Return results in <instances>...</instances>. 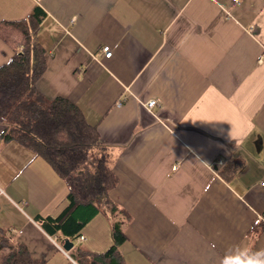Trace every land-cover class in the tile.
Segmentation results:
<instances>
[{
    "label": "crops",
    "instance_id": "obj_1",
    "mask_svg": "<svg viewBox=\"0 0 264 264\" xmlns=\"http://www.w3.org/2000/svg\"><path fill=\"white\" fill-rule=\"evenodd\" d=\"M37 6L47 63L37 87L98 128L118 177L109 197L130 216L124 262L221 264L233 246L264 248V0H0V23ZM12 55L0 35V66ZM6 127L0 119V226L41 264H66L38 218L57 217L69 188ZM113 222L96 213L70 256L78 244L108 251Z\"/></svg>",
    "mask_w": 264,
    "mask_h": 264
},
{
    "label": "trees",
    "instance_id": "obj_2",
    "mask_svg": "<svg viewBox=\"0 0 264 264\" xmlns=\"http://www.w3.org/2000/svg\"><path fill=\"white\" fill-rule=\"evenodd\" d=\"M43 15L37 6L25 20L0 23V35L13 49L11 58L0 66L4 136L45 158L69 188L68 205L57 217L40 216L41 227L63 245L66 239L76 241L91 217L110 208L114 214L110 249L98 254L78 244L71 256L79 264H126L119 247L126 240L124 224L130 216L109 197L118 177L97 126L88 122L73 101L50 99L37 87L47 65L45 48L36 36ZM235 171L236 166L228 164L221 173L230 177ZM41 263L11 229L0 226V264Z\"/></svg>",
    "mask_w": 264,
    "mask_h": 264
},
{
    "label": "clouds",
    "instance_id": "obj_3",
    "mask_svg": "<svg viewBox=\"0 0 264 264\" xmlns=\"http://www.w3.org/2000/svg\"><path fill=\"white\" fill-rule=\"evenodd\" d=\"M221 264H264V248L252 251L245 246H233L225 253Z\"/></svg>",
    "mask_w": 264,
    "mask_h": 264
},
{
    "label": "built area",
    "instance_id": "obj_4",
    "mask_svg": "<svg viewBox=\"0 0 264 264\" xmlns=\"http://www.w3.org/2000/svg\"><path fill=\"white\" fill-rule=\"evenodd\" d=\"M103 52L107 57H111L113 55V49L110 46H104L103 48ZM263 58H261L260 60H262ZM158 104V100L157 99H151L146 103V106H148V108H152L155 105ZM53 242L68 256L69 258V262L66 264H79L73 257L70 256L69 251L66 250L64 248V246L58 241L57 237H51ZM85 236L81 235L79 237V240H84Z\"/></svg>",
    "mask_w": 264,
    "mask_h": 264
},
{
    "label": "water",
    "instance_id": "obj_5",
    "mask_svg": "<svg viewBox=\"0 0 264 264\" xmlns=\"http://www.w3.org/2000/svg\"><path fill=\"white\" fill-rule=\"evenodd\" d=\"M74 242L70 241L69 239H66L63 246L66 250H71V248L73 247Z\"/></svg>",
    "mask_w": 264,
    "mask_h": 264
},
{
    "label": "rangeland",
    "instance_id": "obj_6",
    "mask_svg": "<svg viewBox=\"0 0 264 264\" xmlns=\"http://www.w3.org/2000/svg\"><path fill=\"white\" fill-rule=\"evenodd\" d=\"M94 153H95V150L92 151V156H94ZM102 212H104V214H108L109 215V212H111V211H110V208H106Z\"/></svg>",
    "mask_w": 264,
    "mask_h": 264
}]
</instances>
